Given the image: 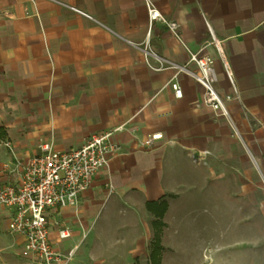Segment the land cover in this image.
I'll return each mask as SVG.
<instances>
[{
    "label": "crops",
    "instance_id": "1",
    "mask_svg": "<svg viewBox=\"0 0 264 264\" xmlns=\"http://www.w3.org/2000/svg\"><path fill=\"white\" fill-rule=\"evenodd\" d=\"M148 7L178 25L177 38L150 21ZM144 49L194 72L190 55L211 56L215 90L232 96L228 119L202 103L203 88L186 73L150 68L158 63L148 66ZM0 128L17 158L38 154L40 143L65 151L118 129V153L78 204L51 212L71 231L59 240L49 228L55 251L73 250L69 264H133L153 238L148 202L167 203L169 249L188 207L220 199L245 210L251 264V199L264 196V0H0ZM152 134L161 142L144 148ZM202 151L207 165L192 163L189 154ZM15 178L1 167L0 180Z\"/></svg>",
    "mask_w": 264,
    "mask_h": 264
},
{
    "label": "built area",
    "instance_id": "2",
    "mask_svg": "<svg viewBox=\"0 0 264 264\" xmlns=\"http://www.w3.org/2000/svg\"><path fill=\"white\" fill-rule=\"evenodd\" d=\"M148 8L150 21L160 20L177 38L178 25L173 21H165L152 7ZM69 9L91 20L86 13L73 7ZM144 56L148 66L149 58L156 60L157 67L149 66L154 70H161L167 65L189 75L203 88L202 103L228 119L225 103L232 96L221 97L215 90L216 75L211 56L190 55V61L196 65L195 72L185 67H175L147 49H144ZM170 87L174 96L180 98L181 90L178 85L171 83ZM116 131L118 129L92 134L81 146L65 151L54 150L51 143H40L38 154L27 158L12 156L9 164L4 165L3 172L16 178L0 180V207L7 211V232L22 239V258L33 264H69L73 250L66 254L55 251L49 240V228L56 226L59 240L69 238L71 231L51 217V212L78 204L80 195L89 188L93 176L106 168L110 157L118 153L120 148L112 140ZM161 140L160 134H152L141 145L147 148ZM2 144L12 153V146L8 141ZM209 155L207 151L189 154L192 163L202 166L207 165Z\"/></svg>",
    "mask_w": 264,
    "mask_h": 264
},
{
    "label": "rangeland",
    "instance_id": "3",
    "mask_svg": "<svg viewBox=\"0 0 264 264\" xmlns=\"http://www.w3.org/2000/svg\"><path fill=\"white\" fill-rule=\"evenodd\" d=\"M4 141L5 136L0 134V169L12 160L11 152L2 144ZM220 200L219 205L211 206V203L202 202L198 207H188V212L182 216V220L170 229L173 234L171 248L163 250L161 264L164 255H171L168 264H191L193 259H196L197 264V260L201 262L206 254L210 264H248L243 239L247 234V228L243 225L245 210L240 203L232 205ZM263 200L264 196L261 199L258 196L251 199V264H264V209H259V202L262 204ZM1 215L0 264H31L19 255L18 240L7 232V219ZM105 234L108 235L106 232ZM108 236L112 239L109 242L114 244V238L117 236L115 231ZM120 237L119 234L118 238ZM207 240H211L212 244ZM145 251L144 255L137 258V264H148L150 247ZM214 253L216 258L213 260L211 256ZM209 263L204 261L202 264Z\"/></svg>",
    "mask_w": 264,
    "mask_h": 264
},
{
    "label": "trees",
    "instance_id": "4",
    "mask_svg": "<svg viewBox=\"0 0 264 264\" xmlns=\"http://www.w3.org/2000/svg\"><path fill=\"white\" fill-rule=\"evenodd\" d=\"M0 134L2 137L5 136L2 129L0 128ZM146 209L153 216L151 226L153 229V238L150 242V252L148 255V264H160L163 248L161 246V233L164 227L162 222V217L167 209V203L165 201H160L159 203L148 202L146 204ZM133 264H137V260Z\"/></svg>",
    "mask_w": 264,
    "mask_h": 264
},
{
    "label": "bare ground",
    "instance_id": "5",
    "mask_svg": "<svg viewBox=\"0 0 264 264\" xmlns=\"http://www.w3.org/2000/svg\"><path fill=\"white\" fill-rule=\"evenodd\" d=\"M210 244H212V242H210ZM204 247H205V244H204ZM211 258H213V260H214V258H216V254L214 253L212 256H211ZM202 261L200 262V260H197L198 262H197V264H202L204 261L205 262H207V263H209L208 261V254H206V257H203L202 259H201ZM191 264H196V259L194 260H191ZM210 264V263H209ZM211 264H212V262H211Z\"/></svg>",
    "mask_w": 264,
    "mask_h": 264
}]
</instances>
